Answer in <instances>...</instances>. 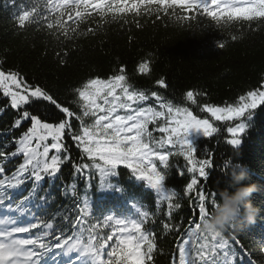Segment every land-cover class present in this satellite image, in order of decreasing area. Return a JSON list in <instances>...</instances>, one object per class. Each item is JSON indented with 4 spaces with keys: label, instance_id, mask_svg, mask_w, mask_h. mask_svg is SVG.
Returning <instances> with one entry per match:
<instances>
[{
    "label": "snow or ice",
    "instance_id": "6c2138e0",
    "mask_svg": "<svg viewBox=\"0 0 264 264\" xmlns=\"http://www.w3.org/2000/svg\"><path fill=\"white\" fill-rule=\"evenodd\" d=\"M176 9L182 14H177ZM153 12L170 14L178 23H190L202 13L220 27L234 23L251 26L264 23V0H32L31 7H22L16 21L21 28L43 23L47 29L67 37L76 31L72 25L78 26L94 15L101 20L108 17L118 20ZM136 71L142 75L150 73V61L139 62ZM155 83L160 88L167 87L164 79ZM0 90L9 98L10 108L19 112L12 127L30 121L27 131L14 140V151L0 150L3 161L23 157L11 175L5 174L0 162V264H154L156 236L145 227L152 214L139 200L131 202L129 214L109 213L92 223L90 197L85 192L76 203L75 212L63 217L70 225L66 228L56 223L59 213L45 220L32 211L33 197L41 201L36 208L47 202V196H38L40 182L46 178L54 180L63 162L69 159L61 155L65 151L62 141L66 135L92 161L98 173V189H112L114 185L109 178L118 167H126L132 176L152 189L158 210L166 202L169 219L172 209L181 207L177 202L180 193L165 181L170 174L183 177L187 173L189 179L183 195L198 209L199 219L190 220L182 232L179 225L163 222L166 231L175 228L179 234L172 264H236L237 252L228 233L215 236L199 230L201 221L219 199L217 191L208 192L202 186L208 180L209 170L215 167L213 157L198 159L196 155V139L211 138L220 131L209 119L198 118L188 107L174 105L157 91L151 92V98L158 102V108L142 106L150 97L129 83L124 66L107 79L89 78L74 89L79 114L63 106L43 87L28 84L14 71L0 70ZM196 95L193 90L184 93L187 101L193 103ZM34 100L54 105L67 119L45 122L25 107ZM261 105H264V82L240 95L236 104H205L203 110L215 121H239L226 129L227 145L237 149L242 134L250 126L248 122ZM72 118L80 122L79 131L72 130ZM149 125L154 127L149 130ZM156 132L160 135H154ZM177 156L183 158V165L173 164L171 158ZM229 165L230 161L225 160V175ZM76 167L79 174L88 170L89 165ZM29 179L32 188L25 195L21 186ZM14 191L19 199L12 195ZM231 239L236 237L232 235ZM251 264L256 261L252 260Z\"/></svg>",
    "mask_w": 264,
    "mask_h": 264
},
{
    "label": "trees",
    "instance_id": "16d2710c",
    "mask_svg": "<svg viewBox=\"0 0 264 264\" xmlns=\"http://www.w3.org/2000/svg\"><path fill=\"white\" fill-rule=\"evenodd\" d=\"M31 6L32 0H15V3L13 0H0V69L17 72L28 84L43 87L59 103L79 114L74 89L82 86L89 78L107 79L124 66L129 83L137 90L147 92L149 100L157 102L151 98V92L157 91L174 105L188 107L198 118L209 119L220 131L211 138H198L195 141L197 158L212 156L215 164L202 186L208 192L224 188L232 165L241 163L247 166L250 179L246 183L260 186V191L253 193L250 198L260 212L254 225L237 227L229 239L237 252L238 264H250L252 260L256 264H264V105L255 110L237 149L227 145L229 137L226 129L239 121H215L203 110L205 104H236L240 95L264 82V23H253L251 26L234 23L220 27L202 13L190 23H178L174 16L163 12L143 13L139 18L129 15L126 19L118 20H112L111 17L101 20L94 15L78 26L72 25L76 31L64 37L47 29L43 23L18 27L17 14L22 7ZM176 12L182 14L180 9H176ZM220 44L224 47H219ZM145 59L150 61L151 71L142 75L136 68ZM158 79H164L167 87L156 85ZM187 90L197 93L195 103L187 101L184 96ZM25 107L45 122L59 123L67 119L46 101L34 100ZM18 115L19 112L10 108V102L0 92V150L8 153L14 151V140L19 139L30 127L28 121L13 128ZM85 121L90 123L89 118H85ZM71 124L73 131H79V121L72 118ZM62 142L65 151L61 155L69 159L63 162L54 180L46 178L40 182L38 196H47V202L43 203V210L34 213L45 220L59 213L56 223L66 228L70 225L63 217L75 212L76 203L82 200L85 192L90 198L95 194L98 196L90 199L92 223L109 213L123 214L109 211L99 216L104 209L98 205L105 200L116 198L130 203L139 200L152 214V219L145 227L156 236L154 264H172L179 234L175 228L166 231L163 222L179 225L182 232L190 220L199 219L196 215L198 209L183 195L189 175L186 173L180 177L170 174L165 181L180 193L177 202L181 207L172 209L169 219L166 216V202L158 210L150 197H132H140V193L125 184L124 179L128 176L125 168L118 167L116 174L109 178L114 185L112 189H98V173L92 161L81 152L70 135H66ZM171 160L173 164H184L182 157H172ZM225 160L230 161L226 175L223 168ZM0 162L5 168V174L11 175L19 163L23 162V157L17 156L8 161L0 158ZM84 164L89 165L88 170L78 174L76 166ZM31 188V179L21 186L25 195ZM117 188L120 190L117 191ZM118 192L124 197H116ZM12 195L16 199L20 198L15 191ZM33 202L41 203L38 197H33ZM232 235L236 240L231 239Z\"/></svg>",
    "mask_w": 264,
    "mask_h": 264
},
{
    "label": "clouds",
    "instance_id": "9594fccd",
    "mask_svg": "<svg viewBox=\"0 0 264 264\" xmlns=\"http://www.w3.org/2000/svg\"><path fill=\"white\" fill-rule=\"evenodd\" d=\"M227 175V186L217 189L219 199L211 213L200 223L201 232L215 236L231 235L237 227L254 225L257 221L260 209L253 205L250 198L260 191V186L246 183L250 179L247 166L236 163Z\"/></svg>",
    "mask_w": 264,
    "mask_h": 264
}]
</instances>
